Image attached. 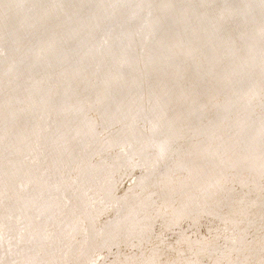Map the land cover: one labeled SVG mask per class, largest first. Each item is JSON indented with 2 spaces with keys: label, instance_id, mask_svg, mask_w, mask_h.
I'll use <instances>...</instances> for the list:
<instances>
[{
  "label": "rangeland",
  "instance_id": "obj_1",
  "mask_svg": "<svg viewBox=\"0 0 264 264\" xmlns=\"http://www.w3.org/2000/svg\"><path fill=\"white\" fill-rule=\"evenodd\" d=\"M263 213L264 0H0V264H264Z\"/></svg>",
  "mask_w": 264,
  "mask_h": 264
},
{
  "label": "bare ground",
  "instance_id": "obj_2",
  "mask_svg": "<svg viewBox=\"0 0 264 264\" xmlns=\"http://www.w3.org/2000/svg\"><path fill=\"white\" fill-rule=\"evenodd\" d=\"M74 85H76V84H74ZM113 96V95H112ZM54 115V114H53ZM136 127V126H135ZM135 127H133V128H135ZM15 128V127H14ZM132 128V129H133ZM147 130V129H146ZM136 131V130H135ZM115 132V131H114ZM118 133H119V131H118ZM113 134V133H112ZM116 135H118L117 134V132H116ZM126 135V134H125ZM113 137V136H112ZM111 138V137H110ZM112 140H113V138H112ZM103 142V141H102ZM107 143V142H106ZM122 144V143H121ZM162 147V146H161ZM258 149V148H257ZM246 159V158H245ZM261 195V194H260ZM224 205V204H223ZM261 205V204H260ZM263 207V206H262ZM209 208V207H208ZM212 210H214V208L212 209ZM228 212V211H227ZM264 214V213H263ZM264 247V246H263ZM197 257V256H196ZM199 258H200V256H199ZM200 259H202V258H200ZM237 259V258H236ZM204 261V260H203ZM152 263V262H151Z\"/></svg>",
  "mask_w": 264,
  "mask_h": 264
}]
</instances>
